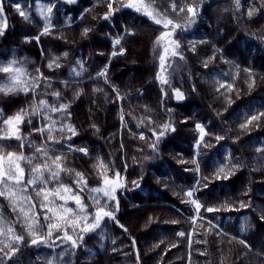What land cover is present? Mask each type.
<instances>
[{
	"label": "trees",
	"instance_id": "obj_1",
	"mask_svg": "<svg viewBox=\"0 0 264 264\" xmlns=\"http://www.w3.org/2000/svg\"><path fill=\"white\" fill-rule=\"evenodd\" d=\"M0 2V19L6 17L8 25L0 35V67L21 68V80L29 88L0 92V156L5 171L8 153L33 157L30 162L12 158L24 169L19 186L6 178L0 181V191L8 190L3 187L6 183L12 192L0 196V255L19 248L15 260L6 264H264V117L240 128L251 116L264 113V4L134 1L138 7L145 2V10L162 21L157 25L143 11L127 7L130 0ZM16 4L28 20L18 15ZM188 7L195 9L194 17ZM166 21L172 24L165 27ZM174 25L186 27L173 31ZM45 27L50 29L47 34ZM165 32L172 35L154 47ZM172 41L179 47L174 48ZM165 47L170 51L162 71L159 57ZM173 48L178 55H171ZM9 75L0 72V84ZM158 75L168 83L162 84ZM174 89L183 92V100L175 98ZM41 101L47 107L41 108ZM61 105H67V111L49 110ZM16 114L23 116V122L3 123ZM166 124L170 129L159 136ZM197 124L207 133L198 150ZM13 128L21 139L11 135ZM38 128L45 131L39 133ZM79 148L87 149V154L76 151ZM57 156L61 167L71 171H61L59 183L45 171L47 184L28 185L32 168L47 163L55 170L51 162ZM194 158L199 171L194 169ZM105 177L112 186L123 185L116 187L114 200L91 191L109 187ZM197 181L200 190L191 199L202 205L199 213L186 202L187 191ZM60 185L71 189L60 195H79L83 212L73 199L65 202L54 194ZM25 186L26 191L20 192ZM42 188L52 193L49 201L36 195ZM93 197L99 206L106 205L105 211L113 212L115 220L104 218L100 228L82 233L83 216L88 224L94 222ZM207 207L220 210L206 212ZM67 208L73 211L63 210ZM25 213L27 222L38 218L45 225L36 236L24 226ZM54 213L78 220L79 228L61 222V228L47 237L44 216L52 218ZM64 232L77 247L63 240ZM17 235L24 237L23 243L15 241ZM39 236L49 239L51 246H30V240Z\"/></svg>",
	"mask_w": 264,
	"mask_h": 264
},
{
	"label": "snow or ice",
	"instance_id": "obj_2",
	"mask_svg": "<svg viewBox=\"0 0 264 264\" xmlns=\"http://www.w3.org/2000/svg\"><path fill=\"white\" fill-rule=\"evenodd\" d=\"M67 2L68 3H74L75 0H67ZM259 2L264 4V0H259ZM239 3H240V0H236L237 7H239ZM127 7L135 8V10L137 12L143 11L144 14L148 17H151L157 25L161 24V22H162L160 19H156V17L151 12L146 11L142 7H138L133 2H130L127 5ZM15 8H16V11H17L19 16L23 17L25 20L29 19L28 15H26V13L20 9L19 4H16ZM108 8L109 9L112 8L111 3L108 4ZM51 11H52V8L50 7L48 9V12L51 13ZM181 11H183V9H181ZM187 11L189 13H191L193 17L196 15V11L192 7H188ZM2 12H3V4H2V2H0V13H2ZM111 14H113V13L110 12L104 18L108 19ZM248 14H249V16H251L252 12L249 11ZM41 15L44 16V13H41ZM45 19H47V16H45ZM169 24H172V22L166 21L165 27H167ZM7 26H8L7 25V18L3 17L2 19H0V35L4 34V31L7 29ZM184 27H186V26L174 25L173 31L175 30V28H184ZM49 31H50L49 27H45L43 29V32L45 34H47ZM84 31H85V33H87L88 29H85ZM171 35H172V33H169V32L162 33L161 37H159L157 39L156 45L154 47L158 46L161 43V41H163L166 37L171 36ZM36 39L39 40V37H36ZM115 43L119 44L120 41L116 40ZM172 43L174 44V48L179 47L178 41H172ZM174 48L171 51V55L176 56V55H178V53L174 50ZM192 48L194 50V48H195L194 44H193ZM169 51H170L169 48L165 47L164 48V54L160 55V57H159L160 67H161L162 71L164 70L166 57H167V54L169 53ZM64 55H67V53H65ZM113 55H115V53H113ZM54 59H58V58H54ZM16 63H17L16 61L11 62V64H16ZM204 66L207 67L206 62L204 64ZM48 67L51 69L53 67L52 63H49ZM56 67H59V65L57 64ZM37 71H39V70H37ZM0 72L10 74L7 81L5 83L0 84V92H3L5 94H9V93H15L18 90L24 91V92L29 91V88L27 86H25L24 82L21 80V76L24 74L23 70L21 68H13L11 66H3V67H0ZM101 75H103V73ZM158 78L160 79L162 84L168 83V80L163 75H158ZM174 92H175V96H176L177 100H183L184 99L183 93H181L179 91V89H174ZM55 95H59V94L56 93ZM40 104H41V108L47 107L45 101H41ZM67 107H68L67 105H61L59 109L49 108V110L50 111H67ZM41 108H34V112L39 113L41 111ZM25 115H27V113H25ZM69 115H70V113H69ZM261 117H264V113H259L258 115L251 116L249 118V120L247 121V123L240 125V128L241 129L246 128L248 126V124H251L253 121H258ZM21 122H23V116L20 114H16L15 116L8 117L7 119L3 120V123L5 125H8V126L18 125ZM30 122L31 121H29V123ZM196 128L199 130V139H198L195 147L197 149H199L200 147L204 146L203 141H204V138L207 135V133H206L203 125H201V124H197ZM169 129H170V125H167V124L164 125L163 130L159 133V136H162L164 134V131H167ZM61 130H63V129H61ZM67 130L70 131L72 133V135H76V133H75L74 129L71 127V125L67 126ZM172 130H174V129H172ZM36 131L39 133H43L45 131V129L44 128H38V129H36ZM47 131L49 133H51L53 131V128L49 126L47 128ZM11 135L14 136L16 139H21V137L18 135V129H16V128L12 129ZM159 136L157 137V139H159ZM141 138L143 139V137H141ZM48 139L52 140V136L49 135ZM215 139L217 141H219V140L223 139V137H215ZM56 142L58 143V141H56ZM21 147H22V145H21ZM152 147L155 148V145H152ZM37 151L39 152V151H41V149H37ZM76 151L87 154V149H85V148H79V149H76ZM14 156H15L14 153H8L9 161H8L7 171H5V169H4V157L0 156V181L5 180V178H6L7 181H11L14 183V185L19 186L22 183V177L24 175V169L21 168L18 163H15V161L12 159ZM23 159H27L30 162L33 159V157L30 156V157L25 158L22 155L21 156H15L16 161L23 160ZM59 160H60V157L57 156L56 159L52 160V162H51L53 165H55V170H53L51 167H49L47 163H45L44 165H37L36 167L32 168L33 177H32V179H30L28 181V185H35L37 183V181H40L43 184H47L49 181L44 180L45 171H47L49 173L50 178L52 180H55V181H57V183H59L60 172L61 171H64V172H70L71 171L70 169L62 168L61 165L58 163ZM192 163H193L194 169L196 171H199L198 160L194 158ZM232 167L235 168L236 165L233 164ZM223 171H224V166H221L220 172H223ZM81 175L82 174H80V173H76L77 177H81ZM116 176L119 177V173H116ZM216 178L217 179H228L229 176L228 175H224V176L217 175ZM103 182L106 186H109V187L94 188V189H91V191L93 193H101L102 192L103 196L106 197L108 200H114L115 197L113 196V193L116 191V187L117 186L123 187V185L112 186L113 181L109 180L107 177L104 178ZM77 183L78 184L81 183V180H77ZM84 183H86V181H84ZM203 186L206 188L207 182H205ZM3 187L5 189H8V190L7 191H0V196L12 195L11 189L9 188L8 184L5 183L3 185ZM26 188H27V186H25V188H23V189H19V191L20 192L26 191ZM199 190H200V181H197L196 184L193 186L192 190H189L186 193L187 197L190 198L186 202L193 205L197 213H199L202 205L199 203L198 200L191 199V198L194 196V193L199 191ZM61 191L65 192V193H70L71 192L70 188H68L64 185H60V187L55 191L54 194L56 196H59L61 200H65V202L67 199H73L75 201V204L80 207L81 212L84 211V206L81 204V200H80L79 195L70 196V197L66 198L63 195H60ZM50 194H52V193H45L43 188L41 189V191L36 193V195L38 197L42 195L44 201H49V195ZM19 198L24 199V200L28 199L27 197H23V196H21ZM93 199H95V202L97 205L96 211L93 214V221L94 222L91 224H88L87 223V216H83L82 219L85 222V226L82 229H80V231L82 233L92 232V231H95L96 229L100 228L101 221L104 218H111V219L115 220V216H114L113 212L105 211L106 205L105 206H99V199L95 198V197H93ZM117 206H118V202H117ZM41 208H47V204L41 203ZM13 210H15V209H13ZM63 210L68 212V213H71L73 211L71 208H67V209H63ZM219 210H220L219 208H212V207H207L204 209V211H206V212H218ZM49 211H52V210L49 209ZM21 212H23V209H21ZM25 217H26V222H25L24 226L27 228L28 233L31 234L32 236H36V232L38 229H43L45 227V225H42L39 223L38 218L33 222H27V213H25ZM50 219H55L58 222H56V223L49 222ZM44 220H45L46 226H47L46 236L49 238L52 236L54 230H58L61 228V226H62L61 222L71 224L73 230H77L79 228V221L78 220H76V221L65 220L64 217L58 216L55 213L53 214L52 218H50L46 214L44 216ZM261 220H264V216L261 217ZM120 227L123 228L122 225H120ZM10 231H11V229H10ZM125 231H126V229H125ZM179 235L184 236L185 233L181 232V233H179ZM14 239L18 243L24 242L23 236L17 235L14 237ZM57 239H60V237L58 236ZM80 239H83L82 235H81ZM63 240L64 241H71V246L73 248L78 246L76 241L73 240L72 237L67 234V232H64ZM113 243H115V242L113 241ZM240 243L244 244V246L246 248L249 247L244 241H241ZM30 246L49 247V246H51V244L49 242V239H46L44 236H39L37 238H32L30 240ZM9 247H11V245H9ZM0 251H3V249H0ZM18 251H19L18 247H11L10 253L5 252L3 255H0V264H6V262L9 260H15L16 253ZM15 264H18V261H15ZM49 264H51V261H49Z\"/></svg>",
	"mask_w": 264,
	"mask_h": 264
},
{
	"label": "rangeland",
	"instance_id": "obj_3",
	"mask_svg": "<svg viewBox=\"0 0 264 264\" xmlns=\"http://www.w3.org/2000/svg\"><path fill=\"white\" fill-rule=\"evenodd\" d=\"M130 1L134 2V1H136V0H130ZM141 6H142L143 9H147V6L145 5V2L141 3ZM171 46H172V45H171ZM179 91H180L181 93H183L180 89H179ZM173 93H174V96H175V92H174V90H173ZM183 95H184V94H183ZM175 98H176V96H175Z\"/></svg>",
	"mask_w": 264,
	"mask_h": 264
}]
</instances>
